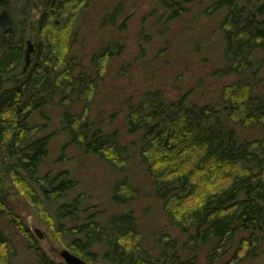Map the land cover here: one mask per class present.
Listing matches in <instances>:
<instances>
[{"label":"trees","instance_id":"1","mask_svg":"<svg viewBox=\"0 0 264 264\" xmlns=\"http://www.w3.org/2000/svg\"><path fill=\"white\" fill-rule=\"evenodd\" d=\"M32 1L21 9L0 0V264H15L18 255L1 227L4 217L28 238L37 264H65L46 252L16 211L12 197L18 195L50 223L60 245L91 264H241L258 258L264 242V0H157L148 13L164 40L156 58L169 64L180 52L176 42L185 41L213 63L211 76L237 79L217 104L192 101L193 90L176 99L160 89L128 97L125 141L95 104L102 90L100 99L116 97L106 94L105 83L125 50L116 28L126 0L100 20L99 28L111 34L88 63L77 50L75 26L91 0ZM31 34L36 48L26 66ZM140 51L148 52L144 44ZM130 66L123 63L118 74ZM56 108L66 144L119 174L137 159L151 195L123 176L110 192L112 203L124 208L118 212L83 204L84 196L70 198L77 186L71 172L43 170L58 135L48 132L54 122L49 111ZM142 194L160 203L179 235L153 229L145 237L140 216L130 209Z\"/></svg>","mask_w":264,"mask_h":264},{"label":"rangeland","instance_id":"2","mask_svg":"<svg viewBox=\"0 0 264 264\" xmlns=\"http://www.w3.org/2000/svg\"><path fill=\"white\" fill-rule=\"evenodd\" d=\"M12 1L21 9L25 8L27 4L26 0ZM40 1L34 0L32 4L36 5ZM117 3L118 0H91L88 8L77 21L75 29L77 28L78 32V43L81 44L78 45L80 49L77 50L79 52L83 50V54H85L84 62L88 63L92 51L98 49L104 41H108L111 32L104 28L101 30L99 22L106 12ZM156 4L157 0H126L124 12L118 22L119 27L116 28L118 30L121 27L118 31L121 34V42L125 46V50L119 58L113 61L105 83L106 86L109 85L106 94L109 96L115 94L116 97L113 102L110 97L102 100L100 97L105 93L102 90L98 94L99 98L95 104L97 109L101 108L103 110L106 124L110 123L111 129H116L123 141L126 140V128L123 119L125 116L124 102L128 97L160 89L165 92L169 99H176L180 95L193 90L192 101L199 104H217L224 87L237 79L236 75L222 78L211 76L213 63H206V60L192 51L185 41L176 42V44L181 42L182 45L180 46V52L177 51L175 54L176 58L172 59V63L169 62L166 65L162 59L156 58L159 49L164 46L163 38L159 37L156 31L152 29L153 20L148 16L150 10L157 6ZM28 11L32 12V8H29ZM33 11V17L36 21L39 14L35 8ZM123 21H126V25L122 24ZM116 30H114V37L118 36ZM35 38L36 35L34 34H31L28 38L33 48H36ZM140 44H144L147 48V54H142ZM210 57L212 56L210 55ZM179 60V64L175 65L174 63ZM123 63H129L132 66L127 71H123L122 74H118ZM262 92L264 93V87H262ZM116 112L119 114L112 122L111 115ZM49 113L52 115L54 122L48 128V132L56 130L58 135L53 137L50 142L48 158L43 170L52 172L69 170L71 172L76 179L77 186L70 194V198L84 196L83 204L90 201L91 204H99L100 207L108 210V215L118 212L124 208L120 209L112 203L110 192L115 181L123 176H128L135 186L142 187L144 191H149L151 195V188H148V179L137 159L129 164V168L125 173L112 172L113 169L99 157L84 154V151L75 145L66 144L67 138L60 133L61 127L56 123L59 109L56 108L49 111ZM42 123H44V119H42ZM128 139L135 138L129 137ZM15 197H12V200L14 199L13 203L16 211L24 219L40 245L57 262L62 261L51 251L52 246L59 248L63 246L60 245L50 229V223L41 218L31 206H28L20 195ZM150 200L152 204L149 203ZM149 205L150 207H148ZM130 209H133L136 215L140 216L139 224L145 237L149 238V232L153 229H161L162 231L169 229L174 236L180 234L177 227L169 228V221L166 214L162 212L160 203L152 197L144 198L142 194L140 200L133 203ZM51 211H53L52 208ZM1 227L12 238L18 249L15 264H37V255L30 247L28 238L22 235L7 217L2 219ZM36 228L46 235V239L40 240L36 236L34 230ZM261 249L263 251L258 258L247 259L241 264H264V242Z\"/></svg>","mask_w":264,"mask_h":264},{"label":"water","instance_id":"3","mask_svg":"<svg viewBox=\"0 0 264 264\" xmlns=\"http://www.w3.org/2000/svg\"><path fill=\"white\" fill-rule=\"evenodd\" d=\"M34 51L33 45L31 43V41H28V47L26 50V66H29L30 62H31V53ZM1 80V78H0ZM35 230V234L36 236L40 239V240H44L46 239V235L38 228L34 229ZM49 241V240H47ZM51 251L57 255L56 257H58L59 259H61L65 264H91L87 261H85L84 259H82L79 255L73 253L72 251H70L68 248L62 247H51Z\"/></svg>","mask_w":264,"mask_h":264}]
</instances>
